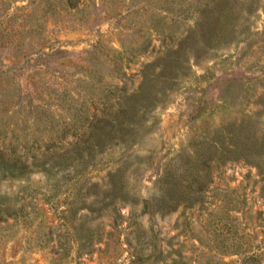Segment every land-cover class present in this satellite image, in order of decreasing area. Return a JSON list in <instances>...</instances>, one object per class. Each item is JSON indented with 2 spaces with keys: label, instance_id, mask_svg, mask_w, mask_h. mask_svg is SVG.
I'll list each match as a JSON object with an SVG mask.
<instances>
[{
  "label": "rangeland",
  "instance_id": "obj_1",
  "mask_svg": "<svg viewBox=\"0 0 264 264\" xmlns=\"http://www.w3.org/2000/svg\"><path fill=\"white\" fill-rule=\"evenodd\" d=\"M215 4L219 33L193 34ZM168 49L182 66L155 82L135 142L84 153L52 181H0L25 208L0 264H264V159L213 158L200 199L142 213L216 136L228 144L243 126L264 157V0H0V149L28 164L62 153Z\"/></svg>",
  "mask_w": 264,
  "mask_h": 264
},
{
  "label": "trees",
  "instance_id": "obj_2",
  "mask_svg": "<svg viewBox=\"0 0 264 264\" xmlns=\"http://www.w3.org/2000/svg\"><path fill=\"white\" fill-rule=\"evenodd\" d=\"M215 9L202 11V20L198 24V29L193 34L199 33L203 36L219 33L221 18L216 17L212 11ZM219 9L224 7L223 3L217 5ZM217 29V31H216ZM207 37V36H206ZM188 39L183 43H186ZM183 55L179 49H168L156 62L146 64L143 70V81L139 89L132 94L123 97L120 107L114 113L94 117L79 140L71 144L62 153H53L48 159L39 161L32 156V162L15 153L12 148L10 152L0 149V181L28 178L31 172L40 171L48 180H54L55 173L59 170H66L75 167L74 162L82 158L86 153L91 159L98 151L104 150L106 146L131 140L135 142L141 128L140 118L151 112L156 101L152 98V89L155 88L156 81H173L177 76L178 68L182 66ZM119 101V102H120ZM108 113V112H107ZM244 130H240L226 143L220 136H216V146L203 143L198 148L184 167L179 176L168 171L161 179L162 193L159 198L152 201H143L142 213L152 215L154 213H166L174 210L183 202H192L200 199L204 184L209 177L208 162L216 158V162H225L230 159L244 158L247 162H259L263 160L262 149L257 140H243L240 136ZM55 147V145H52ZM84 158V157H83ZM82 158V159H83ZM47 164V165H46ZM204 172V174H202ZM196 183V185H195ZM16 197L6 193H0V239L8 237V231L19 219L25 216V208L18 205ZM11 219L13 224H9ZM264 252V251H263ZM262 254V253H261ZM261 254L251 253L245 255L242 264L252 262L260 264Z\"/></svg>",
  "mask_w": 264,
  "mask_h": 264
}]
</instances>
